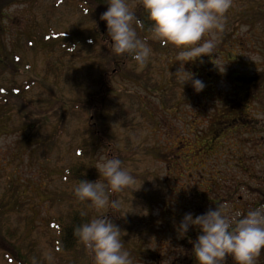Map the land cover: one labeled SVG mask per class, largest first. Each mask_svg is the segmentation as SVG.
<instances>
[{
    "label": "rangeland",
    "instance_id": "1",
    "mask_svg": "<svg viewBox=\"0 0 264 264\" xmlns=\"http://www.w3.org/2000/svg\"><path fill=\"white\" fill-rule=\"evenodd\" d=\"M244 1L232 0V6L223 20V23L226 22L225 32L214 30L215 52L201 54L195 60H178L179 49L176 45L161 44L149 33L146 42L151 48V54L148 60L144 64L132 60L126 67L128 72H148L147 82L158 86L148 87L144 91L127 81L123 75L115 73L111 75L110 84L107 82L112 94H105L102 100L96 95L106 75L105 60L112 62L114 59L110 37L102 46L94 44L86 49L76 48L69 53H64V49L56 42L48 44L49 41L36 39L38 33L43 37L47 35L48 27L55 32L86 31L94 24V17L83 16L80 6L66 0H15L4 9L0 21V57L8 62L11 53H14L22 60L25 68L18 64L21 72H15L9 62L5 65L0 74V98L5 96L6 90V94H10L8 90L11 87H20L29 77L33 78V83L24 89L19 100L13 98L11 106L5 104L9 111H0V194L5 184L10 182L17 184L18 190L24 189L25 200L30 203L26 204L21 215L34 217L32 239L36 241L35 249L40 264H74L70 261L71 257L63 263L47 244L49 234L44 229V220L51 214L63 212L66 205L51 204L45 195H50L46 190L56 192L62 188L58 170L72 163L76 158L77 145L82 139L91 136L89 115L93 116L91 122L104 127L107 125L104 129L109 139L107 141L115 146V153L121 152L122 167L135 177V182L129 188L109 194L110 199L112 197V200L120 201L117 219L113 222L121 229L123 247L130 253L133 264H183L186 261L179 246L183 236L178 226L185 214L181 213V208L191 200L185 202L175 193H184L183 188L191 189L198 184L197 181L188 184L191 180L205 182L208 178L205 174L207 168L213 169L221 162L218 160L220 156L213 157L212 164L207 163V160H211L205 157L216 153L220 141L207 136L208 133L195 135V130L203 131L208 125L206 116L211 108L206 103L207 92L211 89H230L227 68H234V64L256 67L262 63L261 55L256 50L264 48V38L259 42L255 40L244 22L245 16L235 15L246 6L242 3ZM254 1L260 4L262 0ZM138 2L129 0L134 12ZM259 23L251 28L254 32L264 33ZM137 34L140 36L138 30ZM221 34H225V38L232 42H222ZM203 38H210L209 34ZM253 39L258 42L255 51L244 45ZM151 42L153 46L164 47V52L155 50ZM239 42L242 43L238 46ZM3 44L10 50L3 52ZM113 65L107 63V69ZM216 71L219 74L213 75ZM191 72L204 81L205 87L197 92L189 80L184 82L185 89L179 90L177 84L186 80ZM241 72L236 70L238 74ZM177 88L178 91L172 95L171 91ZM125 92H129L130 96ZM165 96L169 104L177 103L172 107H164L162 101ZM1 100L0 103H3ZM55 100L58 106L52 110L49 101L52 103ZM74 102L80 104L70 106ZM30 111L36 113L31 114ZM250 113L253 112L249 110ZM256 113V118L264 122V114ZM60 117L64 120L61 121L59 132L54 133L56 145L52 148L39 147L38 143L53 134L52 130ZM260 134L257 133V137L262 136L258 142L263 145L261 149L251 144L244 146L242 168L235 164L230 169L222 165L218 167L224 175L218 182L213 180L215 185L212 190L221 191L220 198L225 196L226 199L219 205H228V214L237 211L244 214L250 209L264 207V195L257 190L258 187L264 193V133ZM149 147H160L161 155L154 156ZM107 149L105 144L99 142L93 148L95 168L99 156H108ZM122 153L130 157L125 158ZM229 157L228 151V156L220 158L221 163L224 165ZM96 170V180L106 183L105 178ZM235 185V191L229 193ZM166 188L171 193L168 194ZM157 194L165 201L159 204ZM167 196L171 201L166 200ZM215 198L218 199V196ZM209 208H215L214 204H208L204 212ZM91 209L92 217L105 215L109 211V207L103 210ZM22 222L20 216L11 215L6 223L20 231ZM174 223V228L170 229ZM260 255L257 264H264V254L263 257ZM88 260L82 264H88ZM0 264H5L1 254Z\"/></svg>",
    "mask_w": 264,
    "mask_h": 264
},
{
    "label": "trees",
    "instance_id": "2",
    "mask_svg": "<svg viewBox=\"0 0 264 264\" xmlns=\"http://www.w3.org/2000/svg\"><path fill=\"white\" fill-rule=\"evenodd\" d=\"M3 1L5 2L4 4L2 3ZM11 1L13 2L15 0H0V21L3 19L2 14H4V9L9 6L8 4ZM28 1L35 2L36 0ZM66 1L80 6L83 16H90L89 18L94 17V24L86 31L71 32H55L48 27L49 32H47V35H44L43 37L42 34L38 33L36 39H41L43 41L46 40L47 42L49 41L48 44H53L56 42V44H60L64 49V53L73 52L76 48L86 49L87 47H90L94 44H99L102 46L105 43V40L110 37L107 33L106 21L101 19V13L106 10L105 0ZM242 3L246 6H243V8L239 9L235 15L236 17L245 16L244 22L248 25V29L251 30L250 32L253 33L255 40L258 39L259 42L262 37L264 38V33H260V31L254 32L255 30L253 31L252 28L253 26H256L258 22H261L259 24H261V27L264 29V0H262L260 4H257L254 0H245ZM248 9L249 12L247 13ZM135 14L144 20V27L137 28L140 33V37L144 38L145 36H148L149 33H151L149 27L151 22L147 19V13L140 5V0L137 4ZM225 26L226 22L224 23V28ZM229 31H231L230 28ZM238 31L239 30H237L236 33H238ZM223 32H225V29L220 31V33ZM55 35H57V37ZM233 36L235 37V34ZM221 37L222 42H226L227 44L232 42V40L225 38V34H221ZM258 42L254 41L253 39L251 42L246 41L244 45L246 47H251L255 51V45L258 44ZM262 42H264V40H262ZM240 43L242 42H239L238 46ZM150 45L155 50H159L161 53H163L165 50L161 45L153 46L152 42ZM259 48L260 50L257 48L256 51L259 52L262 58V63L260 66L256 65V67H251L246 64L241 67L240 64H234V68H227V71L229 70L228 72L230 74V79H227L231 86L230 89H211L209 92H207L208 101L206 103H208L211 108V112H209L206 116L208 125L203 131L201 129L197 131L195 130V135H197V133H199V135L202 133H208L207 136L220 141L216 147V153L211 154L210 157L205 156L206 159L210 158L211 160L210 162L207 160V163L212 164V160L214 159L213 157L217 156H220L218 157V160L222 162V159L220 158L224 157L225 155L228 156V151L230 152V157L227 158L226 162H224V165L220 162L217 166H214L213 169L207 168L205 174L208 178L205 182H200L198 179L195 181L191 180V182L188 184L196 183V181L198 184L194 185V187L191 189H187L188 191L183 188L184 193H175V195H178V198L181 197V199H184L185 202L191 200V202L182 206L181 213L192 212L195 216L204 212V208H206L208 204H214V207H216L225 198V196L220 198L219 195H221V191L213 192L212 190V186L215 185V182H218L224 175L221 170H218V167L222 165L224 167L227 166V168L230 169V166L235 164L237 167L242 168L244 165L242 161L244 160V146L251 144L254 147L257 146L258 149H261L263 146L261 143H258L262 136H260V138L257 137V133H264V122L256 118V112H262L264 114V48ZM1 49L3 52L10 50L4 44L2 45ZM13 50L14 49L11 48L12 52H14ZM216 52H218L217 54L222 55V53H219V51ZM113 58L114 59H112V62L107 59L105 60L106 68L104 73L106 75L103 76V80L100 83V89L96 95L99 100L104 99L105 94L107 93L112 94L111 87L107 86V82L109 83V81L112 80L111 75L115 73L121 76L123 75L127 81L133 82L137 87L143 89L144 91H146L148 87L151 88L158 86L147 82L146 77L148 76V72H128L126 64L134 60L131 55L127 53H113ZM0 59V74L4 71L5 65H7L8 62L14 68L15 72H21V66L25 68V66L22 64V60L19 58V56H15L14 53H11L10 58H8V62H6V60L3 61L1 57ZM107 63H113L114 65L111 69H107ZM18 64L20 67L17 66ZM236 70L243 72L238 74L236 73ZM216 74H219V72L216 71L213 73V75ZM220 75L222 74L220 73ZM29 78V80L21 83L20 87H11L10 90H8L10 94H6V90L5 96L0 98L2 99L1 101H3V103H0L1 112L9 111L6 110L5 104L7 103L9 106H11V99L14 98V100L16 99L17 101V99L19 100L21 98L24 89L33 83V78ZM185 84L186 83L179 81L177 87L179 90L185 89ZM178 88L177 90L175 89L171 91V94L173 95L175 92H177ZM125 93L130 96L129 92ZM162 102L164 107H172L175 105V103H177L175 102L169 104L168 98L166 96ZM49 103L51 104L52 110L56 109L58 106L56 100L52 101V103L49 101ZM79 104L80 103L74 102L71 103L70 106L73 107ZM252 107L256 108L257 110H254ZM99 108L100 107H98L97 110H99ZM249 110H251L253 113L248 114ZM30 113L34 114L36 112L30 111ZM59 119L60 120L56 124L57 126H54L52 130V132H54L50 135L51 139L46 136L43 139V142L38 143L39 147L49 146L52 148L56 145V135H54V133L59 132V129L62 125L61 121L64 120V118L60 117ZM92 119L93 116L89 115V122H87L91 129V136L87 137L86 139H82L77 145L76 158L72 160V163L66 165L62 169H59L57 172L63 184L62 188L56 192H49V190H46L50 195L46 194L45 196L51 202V204L66 205L63 212L59 213L58 215L51 214V216H48L47 219L44 220V229L49 234L47 244L52 249V252L58 256L63 263H65L68 259H70L69 257H71L70 261L74 264H82L87 258L89 259L88 264H94L93 253L89 249L85 248V246L74 235V228L77 225L96 218L92 217V209L89 202L79 200L74 194V187L81 179H87L91 181L96 180L95 177L97 175V170L94 167L93 148L96 146L97 142H99L100 144H105L108 147L107 150L109 152L107 153V157L110 158L115 156L120 158L121 156V152L115 153V146L113 147V144L107 141L109 139L106 134L107 132L104 130L105 127L107 128V125L105 127L97 125L96 123L91 122ZM22 145L24 146L25 144L22 143ZM149 149L152 150L154 156L161 155L160 147H149ZM122 156L125 158L130 157L127 153H122ZM237 157H239L238 160H240V162L236 160ZM227 168L225 167V169ZM198 175L199 173L197 172V177ZM213 180L215 181L214 183ZM186 185L187 184H185L184 187H186ZM236 186L237 185H235L234 188L229 191V193L231 191L234 192ZM166 190H168V188H166ZM257 190L261 192L262 195H264L262 189L257 187ZM167 192L168 194L171 193L169 190ZM148 193L152 194V192ZM231 195L232 194H230V196ZM217 196L219 200L215 198ZM156 197V200L159 202V204L165 201L164 198L161 199L158 194ZM25 198L26 195L24 189L18 190L17 184L14 182L5 184L4 190L0 194V254L5 264H40V257L38 256L35 249L36 241L32 239L34 217L33 215L29 214H25V216L21 215L26 204L28 205L30 203V201L25 200ZM168 199L169 198L167 196L166 200ZM43 200L48 201L46 199ZM110 200H112V197ZM108 210L109 211L105 213V215L109 216L113 221L116 220V214H118L119 209H113L109 207ZM11 215H17L21 217L23 221L22 230L17 231L16 227L11 228L10 225L6 223L9 222V216ZM174 225L175 223L169 228H174ZM200 231L201 230L198 228V226H190L187 233L182 235L183 237L180 239V241H182V245H192L193 247L192 241L197 238V235ZM261 254H264V249L261 250ZM187 255H189V257H185L186 261L184 264H199V262L195 260V257L191 258V255H193L192 250L187 251ZM262 255L260 256L263 257ZM228 259V263L236 264L231 255L225 258L224 264H226L225 262Z\"/></svg>",
    "mask_w": 264,
    "mask_h": 264
},
{
    "label": "clouds",
    "instance_id": "3",
    "mask_svg": "<svg viewBox=\"0 0 264 264\" xmlns=\"http://www.w3.org/2000/svg\"><path fill=\"white\" fill-rule=\"evenodd\" d=\"M105 2L108 7L101 13V19L107 24L111 51L127 53L144 64L151 54L146 42L149 37L142 39L137 34V28L144 27V20L136 16L129 0ZM140 5L151 22L152 38L161 44L176 45L178 60L184 62L215 52L214 30L223 31L225 13L232 6V0H140ZM205 34L210 38H203ZM189 80L197 92L205 87L204 81L192 72L183 83ZM95 166L106 183L99 179H81L74 187L75 196L97 210L119 209L120 201L110 200L109 194L129 188L135 177L122 167L119 157L101 155ZM228 213V205L218 204L195 216L192 212L183 215L178 226L181 235L190 226L201 230L192 241V252L199 264H224L229 255L236 264H257L264 249V207L244 214ZM74 235L93 253L94 264H133L130 253L123 247L121 229L109 216L98 215L77 225Z\"/></svg>",
    "mask_w": 264,
    "mask_h": 264
},
{
    "label": "flooded vegetation",
    "instance_id": "4",
    "mask_svg": "<svg viewBox=\"0 0 264 264\" xmlns=\"http://www.w3.org/2000/svg\"><path fill=\"white\" fill-rule=\"evenodd\" d=\"M179 243H180V244H179V246H180V250L184 252L185 257H186V256L189 257V255H187V251L192 250V249H191V248H193L192 245H191V246H185V245H182V241H180ZM191 258H194V255H191ZM228 262H229V259H228L225 263H226V264H230V263H228ZM183 264H184V263H183Z\"/></svg>",
    "mask_w": 264,
    "mask_h": 264
}]
</instances>
